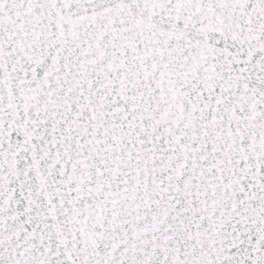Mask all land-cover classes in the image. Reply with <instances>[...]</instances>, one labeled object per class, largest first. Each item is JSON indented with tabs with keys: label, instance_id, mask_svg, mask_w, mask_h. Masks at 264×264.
Returning <instances> with one entry per match:
<instances>
[{
	"label": "snow or ice",
	"instance_id": "1",
	"mask_svg": "<svg viewBox=\"0 0 264 264\" xmlns=\"http://www.w3.org/2000/svg\"><path fill=\"white\" fill-rule=\"evenodd\" d=\"M0 264H264V0H0Z\"/></svg>",
	"mask_w": 264,
	"mask_h": 264
}]
</instances>
